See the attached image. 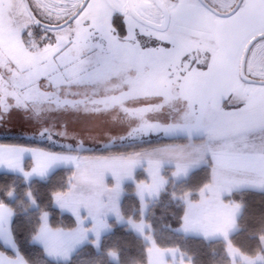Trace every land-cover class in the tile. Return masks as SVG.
Here are the masks:
<instances>
[{
    "label": "snow or ice",
    "instance_id": "1",
    "mask_svg": "<svg viewBox=\"0 0 264 264\" xmlns=\"http://www.w3.org/2000/svg\"><path fill=\"white\" fill-rule=\"evenodd\" d=\"M14 113L40 143H0V264H124L114 224L138 264H204L192 240L264 264V211L240 224L264 197V0H0V124Z\"/></svg>",
    "mask_w": 264,
    "mask_h": 264
},
{
    "label": "trees",
    "instance_id": "2",
    "mask_svg": "<svg viewBox=\"0 0 264 264\" xmlns=\"http://www.w3.org/2000/svg\"><path fill=\"white\" fill-rule=\"evenodd\" d=\"M28 140L26 138L21 137H10V138H2L0 139V143L4 144H19L25 143ZM36 142V141H35ZM39 144V142H36ZM97 154H99L97 152ZM67 173L61 171L56 177H54L53 182L55 183L57 180L61 179V177L66 176ZM3 173H0V182H2ZM248 207L244 210V215L240 218V224L242 226L251 225L256 218L258 217L261 211H264V197L259 194H250L246 197ZM135 197L131 194V190H129V195L124 199L123 204L126 212H134V204ZM175 211L172 208L167 199H163L154 209L155 215L150 217L157 227L160 229L158 235H162V237H166V230L161 229V225L168 223L172 219V212ZM53 224L56 226H65L69 227L74 224V218L68 214H60L56 213L55 219L53 220ZM234 240L236 243L247 246L251 243L248 236L247 228L244 231L238 233ZM109 243H112L118 246V251L122 250V258L124 264H138L140 260L139 256V247L140 240L139 238L129 230H127L124 226L119 224H114L113 232L110 235ZM189 245L194 252H201V258L204 261V264H212V256L210 254V250L207 246L202 245L197 240H192L189 242ZM91 249H86L85 253L91 252Z\"/></svg>",
    "mask_w": 264,
    "mask_h": 264
},
{
    "label": "rangeland",
    "instance_id": "3",
    "mask_svg": "<svg viewBox=\"0 0 264 264\" xmlns=\"http://www.w3.org/2000/svg\"><path fill=\"white\" fill-rule=\"evenodd\" d=\"M62 119L69 122V128L75 131H79L82 126L88 123L87 118L83 116H64ZM95 135V133H93ZM21 137L26 138L28 140H34L39 142V137H34L32 128L28 125L24 119L22 114L14 113L10 120L7 122L0 124V139L2 138H10V137ZM99 143V140L96 141ZM89 144L93 143L92 140L88 141Z\"/></svg>",
    "mask_w": 264,
    "mask_h": 264
},
{
    "label": "crops",
    "instance_id": "4",
    "mask_svg": "<svg viewBox=\"0 0 264 264\" xmlns=\"http://www.w3.org/2000/svg\"><path fill=\"white\" fill-rule=\"evenodd\" d=\"M0 173H3V171H2V170H0ZM65 214H67V213H65ZM68 215H70V214H68Z\"/></svg>",
    "mask_w": 264,
    "mask_h": 264
}]
</instances>
